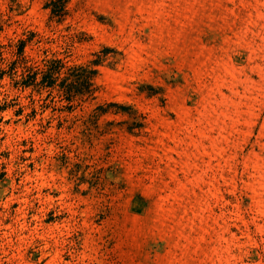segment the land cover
<instances>
[{
    "label": "rangeland",
    "instance_id": "1",
    "mask_svg": "<svg viewBox=\"0 0 264 264\" xmlns=\"http://www.w3.org/2000/svg\"><path fill=\"white\" fill-rule=\"evenodd\" d=\"M0 264H264V0H0Z\"/></svg>",
    "mask_w": 264,
    "mask_h": 264
},
{
    "label": "trees",
    "instance_id": "2",
    "mask_svg": "<svg viewBox=\"0 0 264 264\" xmlns=\"http://www.w3.org/2000/svg\"><path fill=\"white\" fill-rule=\"evenodd\" d=\"M23 45L24 42L21 41L17 52L18 57L22 55ZM16 63L17 60L13 62V64ZM62 68L63 65L59 60L45 62L43 69L26 68L25 72L21 74V80L16 84H22L24 87L32 85L34 87L38 86L40 89H54ZM64 74L65 77L57 85L63 100L68 104L76 100L77 97L82 99L86 94L91 95L94 93L91 87L93 86L92 80L97 74L96 70H88L87 67H74L68 69ZM38 75H41V78L36 83Z\"/></svg>",
    "mask_w": 264,
    "mask_h": 264
}]
</instances>
